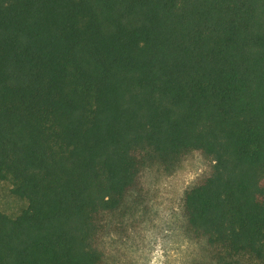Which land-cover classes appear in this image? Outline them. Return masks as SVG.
<instances>
[{
    "label": "trees",
    "instance_id": "obj_1",
    "mask_svg": "<svg viewBox=\"0 0 264 264\" xmlns=\"http://www.w3.org/2000/svg\"><path fill=\"white\" fill-rule=\"evenodd\" d=\"M194 151V264H264V0H0V264H108Z\"/></svg>",
    "mask_w": 264,
    "mask_h": 264
},
{
    "label": "rangeland",
    "instance_id": "obj_2",
    "mask_svg": "<svg viewBox=\"0 0 264 264\" xmlns=\"http://www.w3.org/2000/svg\"><path fill=\"white\" fill-rule=\"evenodd\" d=\"M213 161L200 151L186 155L174 172L152 168L147 179L152 191L148 213L125 235L112 234L100 241L108 264H194L209 261L204 240L189 236L184 229L185 191L207 177ZM12 184L0 182V210L16 217L26 200L14 196Z\"/></svg>",
    "mask_w": 264,
    "mask_h": 264
}]
</instances>
